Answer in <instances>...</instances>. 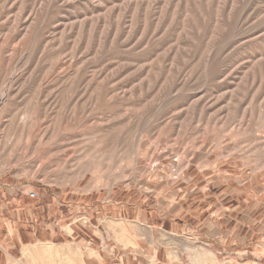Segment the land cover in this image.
I'll list each match as a JSON object with an SVG mask.
<instances>
[{"label": "rangeland", "instance_id": "1", "mask_svg": "<svg viewBox=\"0 0 264 264\" xmlns=\"http://www.w3.org/2000/svg\"><path fill=\"white\" fill-rule=\"evenodd\" d=\"M115 224L264 264V0H0V249L143 264Z\"/></svg>", "mask_w": 264, "mask_h": 264}, {"label": "crops", "instance_id": "2", "mask_svg": "<svg viewBox=\"0 0 264 264\" xmlns=\"http://www.w3.org/2000/svg\"><path fill=\"white\" fill-rule=\"evenodd\" d=\"M116 228L109 234L108 238L112 239V251L113 253L116 250H124L127 253V260L130 259V255L135 259L136 256H140L145 258L143 261V264H155L157 263V253L159 251V248L165 249V253L167 254H174L177 256V258L180 257L181 254H187L189 252H194V250L191 247V243L196 241V238L202 237V236H195L192 233L190 234H178L174 232H165L161 229L158 231L153 232L151 228H148L146 226H141V228H147L149 231L145 230L142 231L139 226L136 224H133L130 226L129 230H126L123 228L121 229L120 224H115ZM128 229V228H127ZM163 232V234L159 233ZM124 233V234H123ZM156 236H155V234ZM213 234V235H212ZM210 233L209 230L204 231L203 237L208 236L207 238L213 240L214 243L221 242L224 244L225 235L224 234H215ZM119 238H125V243H122ZM151 239V240H150ZM101 240L104 243V237L101 236ZM108 240V239H107ZM219 240V241H218ZM158 241L160 243H158ZM158 244V246L154 247V245ZM188 243V244H187ZM144 244L145 247L148 249H152V254L149 258V261L147 260L146 253L141 251L142 245ZM31 247H34L30 249ZM54 249H58L57 246H54ZM62 249V248H60ZM203 248L199 247V250ZM63 252L61 253L60 259L62 261H58V254L55 256L54 252L49 251L47 253H43L42 251L37 248V246H23L21 245L16 251H5L0 249V264H87L86 261H89L90 259H93L96 264H105V260L101 257L99 252H96L94 250H86L84 252H80L78 250V254L80 256V261H77L76 258H74L73 252H77V249L75 250L74 246H66L65 249H62ZM107 250V249H106ZM49 253V254H48ZM33 254H36L33 257ZM203 255L200 253V251L196 250L194 253L193 260L189 261V264H224L219 263L217 259H215V256H211L212 259L210 260H200V256ZM199 257V261L195 258ZM34 259V261H33ZM122 261V260H121ZM179 261V260H178ZM175 263L174 261H171L169 264ZM227 264H232V261H228ZM240 264H259L254 261L249 262H242Z\"/></svg>", "mask_w": 264, "mask_h": 264}, {"label": "built area", "instance_id": "3", "mask_svg": "<svg viewBox=\"0 0 264 264\" xmlns=\"http://www.w3.org/2000/svg\"><path fill=\"white\" fill-rule=\"evenodd\" d=\"M33 196V195H32Z\"/></svg>", "mask_w": 264, "mask_h": 264}]
</instances>
